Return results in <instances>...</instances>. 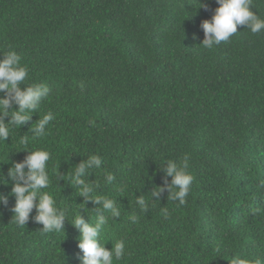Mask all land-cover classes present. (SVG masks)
I'll return each mask as SVG.
<instances>
[{
	"label": "trees",
	"instance_id": "16d2710c",
	"mask_svg": "<svg viewBox=\"0 0 264 264\" xmlns=\"http://www.w3.org/2000/svg\"><path fill=\"white\" fill-rule=\"evenodd\" d=\"M200 2L207 9L195 0H0V52L16 50L28 82L51 88L31 120L0 142V180L28 154L20 137L52 111L47 135L27 147L49 150L50 166L59 165L46 191L69 208V219L77 210L88 222L109 217L106 246L126 241L127 254L114 264L264 260V32L238 26L229 40L204 48L201 22L219 5ZM253 7L264 18V0ZM89 154L103 167L87 180L116 199L119 217L92 201L79 207L84 198L65 175ZM186 154L194 177L186 204L167 191L152 196L171 181L162 159ZM104 169L115 175L112 185ZM11 188L0 183L8 196L0 204V264H82L81 233L68 219L51 233L31 219L11 222ZM140 197L151 205L146 211Z\"/></svg>",
	"mask_w": 264,
	"mask_h": 264
},
{
	"label": "clouds",
	"instance_id": "9594fccd",
	"mask_svg": "<svg viewBox=\"0 0 264 264\" xmlns=\"http://www.w3.org/2000/svg\"><path fill=\"white\" fill-rule=\"evenodd\" d=\"M195 2L201 5L197 9H207V5L200 0ZM216 3L219 7L215 9L212 18L203 20L200 25L205 37L201 44L204 48L212 49L221 42L229 40L237 33L238 26H246L253 34L264 32V18L253 11V0H216ZM0 53L3 54V58L0 59V93L4 94L0 96V142H4L11 136L14 126H23L31 120L36 111L41 109L42 101L49 97L51 88L47 83L28 82L29 68L22 63V56L16 50ZM80 87L83 90L85 86L81 84ZM14 105L18 108H14ZM6 117L11 119L6 122ZM55 118L52 111L46 112L32 125L31 136L20 137L18 143L23 146L21 150H26L28 154L22 161L15 162L9 168L8 179L0 180V183L12 184L11 195L15 196V205L12 208L14 215L11 222L22 227L31 219L43 225L42 232L51 233L63 231L65 220L68 219L81 233L78 248L83 253L82 264H114V261L121 260L127 254L126 241L122 238L111 240L113 247L109 249L106 246L110 240L104 242L101 233L108 225L109 217L95 216L94 222H88L77 210L69 219V208L62 207L54 196L46 191L53 184L52 176L59 174V165L50 166L52 154L49 150L27 147L30 141L47 135V129ZM102 167V157L99 154H89L86 160L80 162L65 176L77 189L79 196L84 198L80 208H85L87 202L92 201L102 210L110 213V217H119L121 211L117 207L116 199L98 193L96 189L99 183L94 185L87 180L93 168L102 169ZM160 167L166 177H171V181H166L164 186L156 188L152 196L159 198L167 191L169 200L185 205L194 180L190 172V156L186 154L178 160L163 158ZM103 176L104 182L109 185H112L116 179L107 169H104ZM118 191L123 192L124 188H119ZM137 202L142 211L151 207L143 197L138 198ZM0 204L5 206L8 204V196L3 193H0ZM34 210L35 215H32ZM161 211L167 218L169 215L167 208H162ZM130 219L136 223L139 217L132 216ZM229 262L230 264H264V260L260 258L253 260L241 255L232 256Z\"/></svg>",
	"mask_w": 264,
	"mask_h": 264
}]
</instances>
